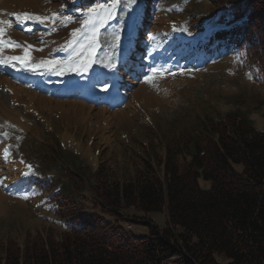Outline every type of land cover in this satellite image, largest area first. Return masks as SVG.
Listing matches in <instances>:
<instances>
[{
    "label": "rangeland",
    "instance_id": "374dc122",
    "mask_svg": "<svg viewBox=\"0 0 264 264\" xmlns=\"http://www.w3.org/2000/svg\"><path fill=\"white\" fill-rule=\"evenodd\" d=\"M67 4L65 0H0L2 242L12 240L22 246L26 235L60 228L33 188L16 184L25 171L63 180L64 168H81L85 178L101 164L119 177L132 164L130 155L142 153L141 145H146L144 149L150 154L152 149L160 154L159 140L164 142L173 132H182L195 117L216 111L247 112L249 108L247 117L257 130L263 129L264 109L258 103L264 99V91L232 49L203 50L187 63L184 58L189 47L161 40L168 34L165 20H183L205 10L204 0H137L135 4L118 0L114 8L113 0H92L89 5L95 11L90 13L87 3L81 15L66 12ZM109 11L113 12L111 19L101 23ZM94 24L95 47L89 49ZM173 27L182 37L187 36L183 26L173 23ZM213 30L210 28L204 37ZM89 51L92 63L87 70H69L83 59L81 52L88 55ZM123 53L130 57L126 66L119 58ZM13 63L46 71L63 69L61 75L52 70V75L60 78L54 79L57 91L44 96L31 84H17L13 77L4 75L11 72ZM95 64L98 67L94 70ZM153 68L156 73L151 72ZM25 75L20 74L22 79ZM146 76L150 77L147 81ZM69 78L77 79L72 82ZM113 80L121 86L115 88ZM70 87H77L79 95L61 96ZM91 92L100 99H90ZM115 92L121 93V100L110 101ZM199 184L204 189L209 186L201 180ZM85 210L92 212L90 205ZM137 214L165 228V210ZM120 225L130 235H148L145 226ZM215 259L221 264L227 261L217 255ZM169 264L180 261L170 260Z\"/></svg>",
    "mask_w": 264,
    "mask_h": 264
},
{
    "label": "trees",
    "instance_id": "16d2710c",
    "mask_svg": "<svg viewBox=\"0 0 264 264\" xmlns=\"http://www.w3.org/2000/svg\"><path fill=\"white\" fill-rule=\"evenodd\" d=\"M204 1L205 10L181 23L195 35L217 27L207 47H231L264 91V0ZM258 104L264 109V99ZM247 112L195 117L159 140L160 154L141 145L119 177L99 164L85 178L81 168H64L63 180L27 178L60 228L26 235L22 246L0 241V264H221L215 255L222 264H264V112L261 130ZM163 210V229L137 214ZM121 223L148 235H130Z\"/></svg>",
    "mask_w": 264,
    "mask_h": 264
},
{
    "label": "snow or ice",
    "instance_id": "6c2138e0",
    "mask_svg": "<svg viewBox=\"0 0 264 264\" xmlns=\"http://www.w3.org/2000/svg\"><path fill=\"white\" fill-rule=\"evenodd\" d=\"M117 2H118V0H113V4H112V7L113 8L115 7V5H116ZM130 2L133 3V4H135L137 2V0H130ZM97 7H100V5H97ZM88 11L91 13V12H94L95 9L94 8H89ZM112 15H113V12L112 11H109L107 13V17L101 23H107V20L108 19H111ZM37 19H39V17H37ZM66 19H67V17H66ZM0 31H2V30H0ZM95 31H96V25L94 24L93 25V35L90 38L93 41V43H90L88 45V48L89 49H94V47H95V44H94V41H95ZM80 56H82L83 59H81L78 64H75L74 66H72L69 70L76 71V72H81V71L87 70L91 66V63H92V59H91L92 52L91 51L88 52V55H84V53L81 52L80 53ZM9 59L10 60H18V59H22V58H20V57H10ZM0 62H2V61H0ZM44 63L55 64L56 62L55 61H46ZM52 70L55 71L57 75L63 74V69H60V70L52 69ZM151 72L152 73H156L157 72V69L156 68H153V69H151ZM102 75H103V73H99L98 74V76H102ZM148 79H150V77L149 76H146L145 77V80L147 81Z\"/></svg>",
    "mask_w": 264,
    "mask_h": 264
},
{
    "label": "bare ground",
    "instance_id": "6f19581e",
    "mask_svg": "<svg viewBox=\"0 0 264 264\" xmlns=\"http://www.w3.org/2000/svg\"><path fill=\"white\" fill-rule=\"evenodd\" d=\"M26 75H25V77L23 76V80H26V79H28V78H31V79H33V78H35L36 76H37V72H33V73H29V72H24Z\"/></svg>",
    "mask_w": 264,
    "mask_h": 264
}]
</instances>
